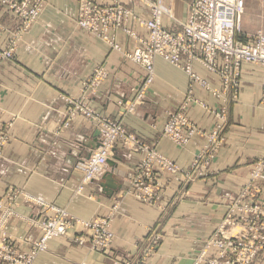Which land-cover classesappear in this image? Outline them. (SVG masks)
<instances>
[{
  "label": "crops",
  "instance_id": "0c3cea01",
  "mask_svg": "<svg viewBox=\"0 0 264 264\" xmlns=\"http://www.w3.org/2000/svg\"><path fill=\"white\" fill-rule=\"evenodd\" d=\"M102 5L115 0H96ZM191 0H158L167 12L164 27L173 34L183 31ZM80 0H46V8L38 23L19 45L15 58L0 68V127L13 121L10 143L0 158V199L8 188L23 189L31 196L67 208L82 220H95L115 211L113 229L115 241L107 254L92 252L69 238L52 240L47 252L35 264H120L127 258H137L150 230L161 235L156 254L147 264H192L193 257L204 247L223 220L227 205L249 182L253 164L264 155L263 69L244 64L242 85L237 102L214 97L200 86L194 97L205 103H189L185 113L202 131H210L218 117L214 112L227 110L228 127L225 141L205 180L185 188L181 177L160 173V199L146 204L128 191L134 170L142 154L116 144L115 166L108 163L106 174L113 178L102 188L103 180L86 186L83 194L77 188L83 180V163L100 143L95 126L83 117H76L69 128L59 132L66 112L62 96H79L83 83L95 69L104 65L108 79L89 104L96 111L116 120L147 144H157L158 150L184 169H188L205 144L199 135L187 147L180 148L167 138H161L167 112L176 111L188 94L187 74L161 58L156 59V79L147 90L135 112L129 113L134 101V89L140 88L145 70L88 32L78 28ZM128 7L144 20L150 19L147 6L127 2ZM246 11L242 30L246 36L264 33V10L245 0ZM262 7V6H261ZM174 15V17L172 16ZM18 20L0 5V48H4ZM140 37H147L144 28H136ZM121 43L132 48L125 35ZM194 70L211 87L222 89L221 79L200 63ZM260 200L264 205V175ZM23 218L15 219L10 233L20 238L39 232L30 227V219L41 212L26 200L18 208ZM254 264H264L261 254Z\"/></svg>",
  "mask_w": 264,
  "mask_h": 264
},
{
  "label": "built area",
  "instance_id": "2783aa9c",
  "mask_svg": "<svg viewBox=\"0 0 264 264\" xmlns=\"http://www.w3.org/2000/svg\"><path fill=\"white\" fill-rule=\"evenodd\" d=\"M125 0H116L111 5H100L94 0H80L78 27L91 33L106 43L111 50L124 55L128 60L141 66L147 74L144 84L138 88L137 99L133 107L144 99L146 90L156 79L155 61L158 58L184 71L189 80L187 102H197L194 98L196 86L205 88L215 97L237 102L242 85V68L244 64L260 66L264 71V33L254 35L253 42H243L242 19L246 11L245 0H191L187 21L183 31L173 34L163 25L166 12L158 0L148 4L151 18H140L133 9L125 6ZM131 2L135 0H130ZM19 20L9 45L0 50V68L6 61L15 57L18 43L35 26L42 16L45 0H0ZM138 25L148 31L147 37H140L135 31ZM125 34L135 40L133 51L127 50L119 41V35ZM200 63L209 72L218 76L223 88L218 90L199 76L194 64ZM106 67L99 66L82 87L79 96H64L66 103L64 128L80 116L90 121L99 133L101 147L84 164V175L87 182L100 178L107 167L108 159L117 143L131 146L135 152L145 154V159L136 172L132 184L133 194L144 202L153 203L159 198L149 184L155 168L173 175H184L189 181H195L205 174L210 162L222 142V134L227 120V110L215 112L223 122L208 136V146L198 156L190 171H183L178 165L161 155L155 148L140 141L127 132L121 120H111L90 106L89 101L102 84L108 79ZM263 98L259 107L264 109V82L262 83ZM203 107L205 104L200 103ZM188 104L184 106V109ZM11 126V125H10ZM197 129L183 111L169 113L163 136L169 138L180 147L187 146L197 134ZM7 133L0 131V149L8 143ZM1 155V152H0ZM264 169V160L256 168L255 176L259 177ZM20 192L11 191L6 202L0 203V264H34L37 256L48 250L49 240L69 234L75 227L93 232V248H108L113 240L111 219L85 222L75 220L66 210L50 207L55 217L38 222L37 226L43 235L41 239L31 242L30 250L19 251L7 232V224L16 215ZM255 202V203H253ZM44 206V202H40ZM256 201L246 202L243 199L233 204L219 226L216 233L208 240L193 264H251L259 252L264 251V209ZM242 227L236 235L229 233L232 228ZM30 242L29 239L25 240ZM149 246L144 253L148 256L156 249ZM218 250L215 258H209V252ZM145 259L138 264H143ZM129 264V263H127Z\"/></svg>",
  "mask_w": 264,
  "mask_h": 264
},
{
  "label": "rangeland",
  "instance_id": "374dc122",
  "mask_svg": "<svg viewBox=\"0 0 264 264\" xmlns=\"http://www.w3.org/2000/svg\"><path fill=\"white\" fill-rule=\"evenodd\" d=\"M46 1V0H45ZM95 2H97L96 0H94ZM116 1V0H115ZM115 1L113 2V3H115ZM153 0H135L134 2L132 1H130V0H125L124 1V4H125V6L126 7H128L126 4H127V2H130V3H132V4H136V3H140V4H143V5H145V6H147L148 8H149V6H148V4L150 3V2H152ZM252 1V4L253 5H257V6H259V9L260 8H263L264 7V0H251ZM191 2V1H190ZM98 3V2H97ZM112 3V4H113ZM98 4H100V3H98ZM1 5V4H0ZM100 5H102V4H100ZM108 5H111V4H108ZM160 5V4H159ZM2 6V5H1ZM161 6V5H160ZM262 6V7H261ZM2 7H4V6H2ZM4 8H6V7H4ZM128 8H130V7H128ZM162 8V7H161ZM7 9V8H6ZM79 9H80V2H79ZM130 9H133V8H130ZM163 9V8H162ZM8 10V9H7ZM134 10V9H133ZM149 10H150V8H149ZM164 10V9H163ZM263 10H264V8H263ZM9 11V10H8ZM45 11V10H44ZM165 11V10H164ZM11 14H13L11 11H9ZM135 12V11H134ZM44 13V12H43ZM136 13V12H135ZM137 14V13H136ZM138 15V14H137ZM150 15H151V10H150ZM168 14H167V12H166V14L164 15V16H167ZM14 16V15H13ZM139 16V15H138ZM164 16H163V18H164ZM172 16L174 17V15L172 14ZM15 17V16H14ZM140 17V16H139ZM17 20H18V18L17 17H15ZM41 18V17H40ZM78 18H79V14H78ZM141 18V17H140ZM151 18V17H150ZM40 20V19H39ZM38 20V21H39ZM163 20V19H162ZM38 23V22H37ZM36 23V24H37ZM77 23H78V19H77ZM35 24V25H36ZM18 25H19V20H18V24H17V26H16V28L10 33V38H9V40H8V42H7V45H6V47H4V48H0V50H4V49H6L7 48V46L9 45V42H10V40H11V37H12V34H13V32H15L16 31V29H17V27H18ZM77 26H78V24H77ZM78 28H80V27H78ZM136 28H142V27H140V26H138V25H136L135 26V31H136ZM80 29H82V28H80ZM145 29V28H144ZM82 30H84V29H82ZM146 30V29H145ZM84 31H86V30H84ZM147 31V30H146ZM30 32V31H29ZM87 32V31H86ZM137 32V31H136ZM148 32V31H147ZM259 32V31H258ZM262 32V31H261ZM89 33V32H88ZM28 34V33H27ZM26 34V35H27ZM89 34H91V33H89ZM138 34V33H137ZM255 34H257V33H255ZM254 34V35H255ZM25 35V36H26ZM92 35V34H91ZM121 35H125V34H120L119 35V41H120V43H121V39H120V36ZM254 35H252V36H246L245 35V33L243 32V36H242V41L243 42H253V37H254ZM25 36H24V38H25ZM126 36V35H125ZM95 37V36H94ZM24 38H23V40H24ZM126 38L131 42V43H133V46H132V48H127V47H125L122 43V45H123V47L125 48V49H127V50H130V51H133L134 50V48L136 47V42H135V40H133V39H131V38H129V37H127L126 36ZM98 39V38H97ZM22 40V41H23ZM98 40H100V39H98ZM22 41L21 42H19L18 43V47H19V45L22 43ZM101 42H103L102 40H100ZM104 43V42H103ZM104 44H106V43H104ZM107 45V44H106ZM108 46V45H107ZM18 47H17V49H18ZM110 48V47H109ZM111 49V48H110ZM17 51V50H16ZM112 52H117V51H113V50H111ZM119 53V52H118ZM16 54V53H15ZM121 54V53H120ZM123 55V54H122ZM124 56V55H123ZM15 58V57H14ZM127 59V58H126ZM14 60V59H13ZM12 61V60H11ZM131 61V60H130ZM6 62H8V61H6ZM133 62V61H132ZM5 63V62H4ZM3 63V64H4ZM134 63V62H133ZM2 64V65H3ZM136 64V63H135ZM138 65V64H137ZM100 66H104V65H100ZM2 67V66H1ZM99 67V66H98ZM105 67V66H104ZM205 68V67H204ZM107 69V68H106ZM206 69V68H205ZM96 70V69H95ZM146 72V71H145ZM94 73V72H93ZM109 73V72H108ZM199 75V74H198ZM200 76V75H199ZM146 78H147V74H146ZM89 80V79H88ZM146 80V79H145ZM205 80V79H204ZM87 81V80H86ZM85 81V82H86ZM207 81V80H206ZM84 82V83H85ZM145 82V81H144ZM208 82V81H207ZM83 83V84H84ZM144 84V83H143ZM152 86V85H151ZM150 86V87H151ZM83 87V86H82ZM149 87V88H150ZM101 88V87H100ZM99 88V89H100ZM148 88V89H149ZM147 89V90H148ZM137 89H134V91L136 92L135 93V98H134V101L137 99V97H138V94H137V91H136ZM147 90H146V92H147ZM99 91V90H98ZM97 91V92H98ZM208 91V90H207ZM211 93V92H210ZM212 94V93H211ZM145 96H146V93L144 94ZM213 95V94H212ZM145 96H144V99H145ZM214 96V95H213ZM63 97L64 96H62V100H63ZM70 97H72V96H70ZM76 97V96H75ZM92 97V96H91ZM215 97V96H214ZM195 98V97H194ZM217 98V97H216ZM91 99V98H90ZM144 99L142 100V101H144ZM219 99V98H218ZM195 100L197 101V102H195V103H197V104H199L200 106H202L200 103H203V102H201V101H199V100H197L196 98H195ZM64 101V100H63ZM134 101H132V102H130V105H129V107H128V109L126 108V110H127V112H129V113H133V112H135V110L137 109V106L139 105V104H137L136 103V105L133 107V102ZM135 103V102H134ZM189 103L190 102H187V97H186V99H185V102H184V104L181 106V108L179 109V110H176V111H169V112H167V120H166V122H165V124H164V127H163V131H162V134H161V138H167V137H165V136H163V134H164V128H165V125H166V123H167V121H168V119H169V113H171V112H181V111H183L184 113H185V110L186 109H184V106L186 105V104H188L189 105ZM192 103V102H191ZM194 103V102H193ZM203 104H205V103H203ZM187 105V106H188ZM206 105V104H205ZM260 105V104H259ZM203 107V106H202ZM207 107V106H206ZM206 107H204V108H206ZM98 112V111H97ZM66 113V112H65ZM100 113V112H99ZM215 113V112H214ZM100 114H102V113H100ZM103 115V114H102ZM185 115L188 117V115L185 113ZM103 116H105V115H103ZM105 117H107V116H105ZM107 118H109V117H107ZM189 118V117H188ZM109 119H111V118H109ZM87 120V119H86ZM111 120H113V119H111ZM116 120H120V119H116ZM189 120L191 121V123L195 126V128L197 129V134L192 138V140L190 141V143L193 141V139L195 138V137H197V136H199V135H202L204 138H205V144H204V146L202 147V149L200 150V152L197 154V156L195 157V159H194V161H193V163L191 164V166L188 168V169H184V168H182L180 165H178L177 163H175L174 161H172V160H170L168 157H166L165 155H163L159 150H158V147H157V144H153V145H150V144H147L146 142H144L143 140H141V139H139L135 134H133V133H131V132H129L126 128V130H127V132H129V133H131V134H133L134 136H136L140 141H142L143 143H145L146 145H148V146H150V147H153V148H155L161 155H163L165 158H167L168 160H170V161H172L173 163H175L176 165H178L183 171H185V172H187V171H190L191 170V168H192V166H193V164H194V162L196 161V159L198 158V156L200 155V154H202V152L205 150V148L208 146V136L211 134V133H213V131L216 129V127L218 126V125H220L222 122H223V120H218L217 121V123L215 124V126L210 130V131H202V130H200L197 126H196V124L189 118ZM65 121V120H64ZM73 121V120H72ZM71 121V122H72ZM121 122H122V124H123V126H124V123H123V120H121ZM64 123V122H63ZM71 124V123H70ZM11 125V126H10ZM13 121L12 122H8L7 124H6V126L5 127H0V131L1 132H4V133H7V135H8V137H9V140H8V143L3 147V148H1L0 149V152H1V155H0V158L3 156V151H4V148L10 143V140H11V129H12V127H13ZM70 126V125H69ZM125 127V126H124ZM227 127H228V119L225 121V128H224V132H223V134H222V142H221V145H220V147L218 148V150H217V152L215 153V157H214V159L210 162V164H209V166H208V168H207V170H206V172H205V174L204 175H202V176H200V177H198L195 181H189L187 178H185V176L184 175H179V174H176V175H173V174H171V173H169V172H167V171H164V170H162V169H160L159 167H156L155 168V172H154V174H153V177H152V179H151V181L149 182V184L152 186V188L154 189V191L157 193V197L160 199V183H159V177H160V173H162V172H165V173H168V174H170V175H172V176H174V177H181L182 178V183H183V186L185 187V188H188L190 185H192V184H196V183H198V182H200V181H202V180H205L206 178H207V176L209 175V172H210V168H211V166L213 165V163H214V161H215V159H216V157H217V154H218V152L220 151V149L222 148V146H223V144H224V141H225V133H226V129H227ZM69 128V127H68ZM64 129H67V128H64L63 127V124H62V126H61V128L58 130L59 132H61L62 130H64ZM167 139H169V138H167ZM170 140V139H169ZM171 141V140H170ZM174 143V142H173ZM190 143L188 144V145H190ZM175 144V143H174ZM125 148H128L130 151H132V152H134V153H138V154H142V159H141V161H140V163H139V165L137 166V168L134 170V174H133V177H132V179H131V181H130V189H129V193L134 197V198H136V199H138V200H140V201H142V202H144L143 200H141V199H139V198H137L134 194H133V192H132V184H133V180H134V178H135V175H136V172H137V170L139 169V167L141 166V164L143 163V161H144V159H145V154L144 153H142V152H135L133 149H132V147L129 145V146H125L124 144H122ZM187 145V146H188ZM178 146V145H177ZM187 146H185V147H187ZM101 147V142H100V146L97 148V150L99 149ZM116 147V146H115ZM178 147H180V146H178ZM180 148H183V147H180ZM115 149V148H114ZM97 150L94 152V153H96L97 152ZM93 153V154H94ZM92 154V155H93ZM91 155V156H92ZM114 155V150H113V152H112V155H111V157ZM91 156L83 163V165H82V167L80 168V171L82 172V174H83V180H82V182H81V184H80V186L77 188V193L78 194H83V192H84V190H85V188H86V186H88V185H90L92 182H98V181H100V180H103V177H104V175L106 174V169H107V167H106V169H105V171H104V174L100 177V178H98V179H95L94 181H92V182H87L86 180H85V175H84V170H83V168H84V164L87 162V161H89V159L91 158ZM110 157V158H111ZM110 158L108 159V161L110 160ZM261 160H264V155L261 157V158H259L254 164H253V168H252V170H251V172H250V179H249V182H248V184L243 188V189H241V191H240V193L239 194H237L231 201H230V203L227 205V210H226V213H225V216H224V218H223V220L225 219V217H226V215H227V213H228V211H229V208L233 205V204H235L236 202H238L239 200H241V199H243V201H246V202H250V201H256L263 209H264V205H263V203L261 202V200H260V194H261V190H262V188H261V180H262V177H263V175H264V169L260 172V175H259V177H256L255 176V171H256V168H257V166H258V164H259V162L261 161ZM107 166H108V163H107ZM15 191V192H20V193H22V195H20V197H19V199H18V202H17V206H16V215L9 221V223L7 224V227H6V229H7V232H8V234H9V236L11 237V239L13 240V243H14V245L16 246V248L19 250V251H22V252H27V251H29L30 250V245H31V242H35V241H38L39 239H41V237H42V235H43V233H42V231H41V229L37 226V223L38 222H42L43 220H48V219H52V218H54L55 217V212L50 208V207H54V208H57V209H62V210H66L69 214H70V216L72 217V218H74L75 220H81V221H85V222H95V221H97V220H106V219H111L112 221H111V230L110 231H112V233H113V240H112V243H111V246L110 247H108V248H98V250L97 249H94L93 248V243H92V241H93V232H91V231H89V230H84L82 227H79V226H77V227H75L73 230H71L70 231V233L69 234H66V235H61V236H58V237H54V238H52V239H50L49 240V243H48V249H49V244H50V242L52 241V240H55V239H58V238H69V239H72V240H74L75 242H77L78 244H80V245H82V246H88L89 248H90V250L92 251V252H96V253H100V254H107L111 249H112V247H113V244H114V241H115V232H114V229H113V224H114V217H115V215H116V213H115V211H112V213H110L108 216H106V217H102V218H96L95 220H82V219H80V218H77V217H75V216H73L70 212H69V210L67 209V208H62V207H59V206H57V205H55L54 203H48V202H44L43 200H40V199H38V198H36L35 196H31V195H29L28 193H26L23 189H17V188H13V187H10V188H8L7 189V191L5 192V194H4V196L0 199V203H2V202H6V200H7V196H8V194L11 192V191ZM159 199L157 200V201H155V202H153V203H149V202H144V203H146V204H152V205H154V204H156V202H158L159 201ZM22 200H26V201H28L29 203H31V204H33L37 209H39L40 210V212H41V216L39 217V218H33V219H30L29 220V222H30V227H31V229H35V230H37L38 232H39V237L38 238H32L30 235H25V236H23V237H20V238H16V237H14L11 233H10V231H9V226H10V224H11V222L12 221H14L15 219H18V218H23L22 216H21V214L19 213V211H18V208L20 207V205H21V201ZM39 201L40 202H44L43 204H44V206L43 205H41L40 203H39ZM253 203H255V202H253ZM256 204V203H255ZM258 205V206H259ZM259 206V207H260ZM0 215H1V211H0ZM223 220L221 221V223L223 222ZM221 223L218 225V227H217V230H218V228H219V226L221 225ZM216 230V231H217ZM241 230H242V227H239V228H232V229H230L229 230V233H231L232 235H236V234H238L239 232H241ZM216 231L214 232V234L216 233ZM213 234V235H214ZM212 235V236H213ZM212 236H210L209 238H208V240L209 239H211L212 238ZM26 239H29V241L30 242H26L25 240ZM160 239H161V235H160V233L158 232V230H156V229H154V230H150V233H149V237L146 239V241H145V243L143 244V246H142V249H141V253L139 254V256L137 257V258H127V259H125L124 261H122L120 264H127V263H129V264H138L140 261H142L143 259H145L144 260V262H143V264H147V262L156 254V251H157V249H158V246H159V244H160ZM208 240L206 241V243H205V245L207 244V242H208ZM155 242H157V244H156V249L152 252V253H150L148 256H146L145 255V253H144V251H145V249H147L149 246H154V243ZM205 245H204V247H205ZM203 247V248H204ZM203 250V249H202ZM201 250V251H202ZM48 251V250H47ZM47 251H45V252H47ZM200 251V252H201ZM45 252H42V253H40L38 256H37V258H36V260L38 259V257L41 255V254H43V253H45ZM199 252V253H200ZM218 250L216 249V250H212V251H210L209 252V258H215V257H217V255H218ZM199 253L198 254H196V256H194L193 257V260L199 255ZM261 254H264V251H261V252H259V254L254 258V260L252 261V263L251 264H254V262L256 261V259L261 255ZM36 260H35V262H36ZM35 262H34V264H35ZM193 264V263H192Z\"/></svg>",
  "mask_w": 264,
  "mask_h": 264
},
{
  "label": "water",
  "instance_id": "95a60500",
  "mask_svg": "<svg viewBox=\"0 0 264 264\" xmlns=\"http://www.w3.org/2000/svg\"><path fill=\"white\" fill-rule=\"evenodd\" d=\"M100 146V143L97 145V148ZM108 163L111 165V166H115V162H114V160H112V159H110L109 161H108ZM113 178V176H112V174L109 172V173H107V174H105L104 175V177H103V183L101 184L102 185V188H107V187H109L110 186V181H111V179Z\"/></svg>",
  "mask_w": 264,
  "mask_h": 264
}]
</instances>
